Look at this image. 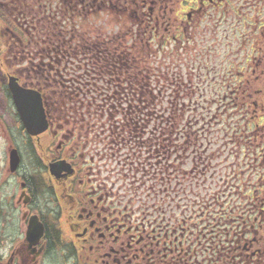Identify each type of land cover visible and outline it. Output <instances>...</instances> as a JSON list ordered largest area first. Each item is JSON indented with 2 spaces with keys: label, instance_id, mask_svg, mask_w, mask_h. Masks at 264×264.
Listing matches in <instances>:
<instances>
[{
  "label": "flooded vegetation",
  "instance_id": "flooded-vegetation-1",
  "mask_svg": "<svg viewBox=\"0 0 264 264\" xmlns=\"http://www.w3.org/2000/svg\"><path fill=\"white\" fill-rule=\"evenodd\" d=\"M141 1L147 28L160 30L167 45L177 40L182 46L188 33L224 25L221 59L234 81L228 119L258 128L264 164V0H242L251 8L236 0ZM0 7L6 14L7 3L0 0ZM4 28L0 24V76L6 81L0 90V264H215L214 237L185 234L186 220L175 236L174 227L148 212V185L144 191L136 180V188L119 185L121 161L106 153L108 145L84 119L59 109L58 120L57 108L42 95L47 127L27 133L8 88L9 75L21 81L10 71ZM142 179L148 184V176ZM259 190L264 196V186ZM259 209L235 242V264H264Z\"/></svg>",
  "mask_w": 264,
  "mask_h": 264
},
{
  "label": "rangeland",
  "instance_id": "rangeland-1",
  "mask_svg": "<svg viewBox=\"0 0 264 264\" xmlns=\"http://www.w3.org/2000/svg\"><path fill=\"white\" fill-rule=\"evenodd\" d=\"M237 1L248 8L253 5L245 4L242 0L234 2ZM223 26L213 25L214 29L211 28L205 34L201 33L204 30L200 34L188 33L179 50L173 48L176 41H172L168 48H162V36L155 33L146 63L149 67L148 93L156 100L148 108L154 115L161 114L164 117L169 110L177 115L181 110V128L178 122L172 128L174 138L179 137L176 138L178 141L170 140L171 147H168L174 149V146L178 147L177 142L181 143L179 148L174 149L180 152L171 154L170 159L155 157V162L149 159L148 184L135 173L134 168L130 169L126 165L121 167L124 165L122 162L117 169L122 177L119 181L121 187L136 188L134 180L143 191L148 185V212L152 213L153 218L180 224L190 216L199 220L196 226L199 230L208 227L207 221L211 217L215 220L225 216L229 218L238 208L249 204L253 206L252 209H256L264 204V196L261 203L255 198L260 193L257 188L263 184L264 177L259 139H255L258 138V128L252 127L249 131L244 123L236 124L234 118L227 119L230 82L227 66L221 59L225 55L227 42ZM233 28L241 31L240 26ZM237 56L239 61L241 51H237ZM5 83V79L0 76L1 91ZM155 127L156 124L149 121L150 136H153L152 129ZM189 138H192V143L188 141ZM179 155L186 158L185 163H182V159L179 163L175 162ZM123 159L126 160L125 157ZM161 160L163 162H159ZM131 164L139 168L130 161L128 165ZM193 165L196 169L200 167V174L191 173L180 178L175 173L179 168L180 171L189 170ZM192 208L196 210L194 216ZM244 216L240 215V218ZM171 227L177 229L176 226ZM230 236L234 237V234Z\"/></svg>",
  "mask_w": 264,
  "mask_h": 264
},
{
  "label": "trees",
  "instance_id": "trees-1",
  "mask_svg": "<svg viewBox=\"0 0 264 264\" xmlns=\"http://www.w3.org/2000/svg\"><path fill=\"white\" fill-rule=\"evenodd\" d=\"M5 1L7 13L0 7V23L7 27L9 57L22 61L18 73L50 100L57 114L63 109L80 116L84 110L90 116L89 107L97 111L103 103L116 111L120 129L130 134L143 133L141 123L156 124L153 136L148 132L154 141L151 155L180 152L168 147L179 138L172 128L177 122L181 128V110L179 115L169 110L164 117L148 108L156 98L148 93L149 31L145 17L135 14L140 0ZM86 91L92 94L85 96L90 104L81 94ZM239 220L233 216L232 227ZM246 225L242 220L240 227Z\"/></svg>",
  "mask_w": 264,
  "mask_h": 264
},
{
  "label": "water",
  "instance_id": "water-1",
  "mask_svg": "<svg viewBox=\"0 0 264 264\" xmlns=\"http://www.w3.org/2000/svg\"><path fill=\"white\" fill-rule=\"evenodd\" d=\"M9 79L12 99L26 131L30 135L41 133L46 128V121L40 94L36 90L19 86L14 77ZM16 162V159L12 161V169Z\"/></svg>",
  "mask_w": 264,
  "mask_h": 264
}]
</instances>
